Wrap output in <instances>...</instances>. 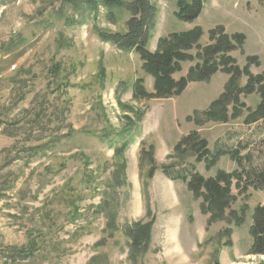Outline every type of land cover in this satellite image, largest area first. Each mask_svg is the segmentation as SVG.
<instances>
[{
    "label": "rangeland",
    "instance_id": "1",
    "mask_svg": "<svg viewBox=\"0 0 264 264\" xmlns=\"http://www.w3.org/2000/svg\"><path fill=\"white\" fill-rule=\"evenodd\" d=\"M107 1L0 0V264L264 262L250 253L264 181L260 189L244 183L242 192L234 184L232 207L210 222L213 212L179 178L244 168L259 183L264 119L248 120L261 102L260 85L245 89L249 74L264 77V0H203L193 23L178 19L181 0H147L154 16L151 53L174 34L202 32L184 50L194 60L181 64L176 81L200 63L198 53L214 42L212 31L245 38L230 55L248 74L230 82L220 71L163 99L135 97L140 82L154 93L155 77L137 53L99 38L96 28L125 33L132 18L127 8L110 16ZM218 100L219 116L208 120L205 112ZM221 108L227 121L218 119ZM199 140L207 143L208 159L221 152L210 168L198 161ZM104 198L118 231L98 246L107 238L99 209ZM233 211L242 220L231 218ZM150 222V245L133 260L125 226ZM34 243L29 259L12 255Z\"/></svg>",
    "mask_w": 264,
    "mask_h": 264
},
{
    "label": "trees",
    "instance_id": "2",
    "mask_svg": "<svg viewBox=\"0 0 264 264\" xmlns=\"http://www.w3.org/2000/svg\"><path fill=\"white\" fill-rule=\"evenodd\" d=\"M90 2V1H89ZM203 0H181L179 4V12H177L178 19L193 23L199 18L203 10ZM91 5V3H89ZM104 6L108 8L109 15L114 16L113 10L117 8H127L132 18L128 22V31L125 33H109L104 30L96 28L99 38L104 42H110L120 50L132 51L137 53L141 60L144 62V68L155 77V92L150 94L146 92L141 82L136 88L135 97L144 96L149 99H163L179 96L184 89L188 86L189 82L207 81L216 73L222 71L228 75H231L230 82L234 81L237 76L248 74V68L241 71L237 66L236 61L231 57V53L237 48L242 47L244 44L243 35L228 36L222 29L214 30L211 32L212 42L210 45L201 49L198 53L197 59L200 63L192 68L186 77L176 81L173 76L175 73L181 71V64L187 61H193L194 57L189 53H185L184 50H189L194 47L201 38L202 32L200 29L195 31H189L183 34H174L171 38L162 39L160 41L159 50L156 53H151L148 50V44L151 38V32L153 28V12L152 7L149 6L147 0H134L132 3H127L126 0H109L104 3ZM253 58H250L251 61ZM250 81L246 86V91H252L254 83H259L258 89L261 102L258 105L254 114L250 115L248 124H255L264 119V77L253 76L249 74ZM231 88V86H229ZM249 92V93H250ZM230 95V94H229ZM224 99H227L224 98ZM223 99V100H224ZM223 100L214 102L209 110L205 112L208 120L216 119L217 106L223 104ZM221 115L218 118L220 121H227L228 115L224 108H221ZM189 139L184 140V142ZM181 142L177 149L181 148L183 143ZM127 143L122 146L119 151H124L127 147ZM200 146L198 151H202L198 161H207V167L215 165L220 158L221 152H216L213 158L208 159L205 155L208 152L205 150L207 143L204 140H199L194 147ZM233 159L237 160V156L234 155ZM239 167H243L244 162L239 159L237 162ZM192 172V170H190ZM253 174H249L243 168L242 172L235 171L232 174L219 171L213 178H204L198 173L192 175L185 174V176H179L187 182L189 189L193 192L196 198L203 199L205 207L211 211L210 222L214 221L218 216H224L227 209L232 207L235 200L233 196V187L240 189L242 192L245 184H251L256 188H261L264 181V171L258 174V184H254ZM176 179V178H174ZM262 181V182H261ZM259 188V189H260ZM109 198H104L103 202L99 206L100 212L107 218V224L105 228V234H107L106 240L103 239L98 242V246L107 243L106 241L114 237V233L118 231L116 213L110 206L111 202ZM245 206V205H244ZM247 207L242 209V217L245 215ZM232 217L237 221H240L241 215L235 211L232 212ZM227 233L231 231L226 230ZM152 222L147 224H134L125 226L124 233L129 240L130 255L129 257L134 260L137 254L146 250L151 242ZM251 235L253 237V243L251 247V255L264 257V206H258L253 214V225L251 228ZM35 244V243H34ZM31 245L22 250L21 253L12 254L20 257L22 260L29 259L36 249ZM143 251V252H144ZM92 258L91 261H94ZM215 264H220L216 261ZM264 264V262L260 263Z\"/></svg>",
    "mask_w": 264,
    "mask_h": 264
}]
</instances>
